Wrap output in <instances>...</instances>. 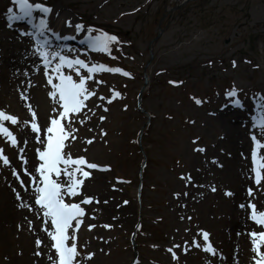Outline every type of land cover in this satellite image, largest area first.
Instances as JSON below:
<instances>
[{"label":"rangeland","instance_id":"rangeland-1","mask_svg":"<svg viewBox=\"0 0 264 264\" xmlns=\"http://www.w3.org/2000/svg\"><path fill=\"white\" fill-rule=\"evenodd\" d=\"M32 1L38 3L37 0ZM50 1L54 2L51 4L54 13L61 10L69 14L75 23H81L79 15L85 14L99 24H112L133 39L124 38L125 42H121L119 49L113 47L112 55L117 57L116 60L106 53L87 55L94 63L124 67L130 77H124L121 73L98 74L97 78L103 81L98 94L110 98L113 91H119L121 97L112 105H106L110 111L105 114L89 102L97 116L84 125H77L79 132L73 147L74 158L86 155L90 162L113 169L106 189L112 207L108 211H101L97 215L98 220L87 221L97 225L110 224L112 227L109 230L98 226L92 232L82 229L80 248L90 242L87 250L96 252L95 264H130L133 260L130 238L137 223L138 207L134 192L140 180V166L144 157L137 141L141 129L148 123L143 138L147 159L144 191L141 203H138L142 214V227L137 232L140 264H174L166 249L173 242L183 243L193 238L192 233L185 232L188 222L181 223L179 215H191L194 230L199 225L210 233L214 247L228 257L227 264H232L233 259L237 260V264H253L254 254L249 236H237V232H243L239 225L245 220L251 221L238 205L249 200L257 204L258 210H264V191L256 189L253 181L245 178L253 167L251 153L256 151L250 139V133L257 131L253 121L264 110L257 109L260 97L264 96V47L262 40L251 42L252 36L264 32V0H169V3L165 2L168 0ZM10 7L15 8L11 0H0V25L3 27L7 26V10ZM163 9L167 12L160 21L163 31L156 28L150 31L155 14ZM62 17L61 14L50 17V27L61 34H69L70 29L61 31ZM155 32L161 34L158 41L152 44L150 35ZM10 34L15 36L12 40L21 41L18 33L10 31ZM80 34L86 35L87 32ZM252 45L256 50L252 49ZM80 53L84 52L80 50ZM233 61L236 67H233ZM24 67L14 57L10 58L0 51V110L17 115L21 121L29 119V113L26 102L19 100L16 91L20 80L14 79L12 73ZM145 76L150 79V84L142 106L149 113V121L137 107ZM32 80L36 87L30 90L29 102L38 110V118L43 121L51 114V103L42 74L33 76ZM170 81L177 84H170ZM90 84L96 87L95 81ZM229 91H237L238 97L229 98ZM193 97L204 101L203 105L197 106ZM237 98L245 108L254 112L252 115L240 112L243 114L239 121L240 130L247 134L249 145V152L243 153L248 159H243L241 152H238L242 146L238 133L233 134L232 148L222 139L225 134L223 124L230 123L231 119L219 117V112L233 107V101ZM255 114L257 116L253 118ZM101 115L108 117L103 124L98 120ZM191 121H195V124ZM6 126L20 140L25 135H32L28 129H21L20 126L7 123ZM89 128L94 131H89ZM101 129L108 133L103 140L98 137ZM94 137L96 141L93 145L83 143ZM193 140H199L195 146L205 147L206 154L193 151ZM261 142L264 143V138H261ZM29 146L33 147L31 143ZM0 147L6 149V154L18 166L16 150L9 147L3 138H0ZM85 147L89 149L87 153L83 151ZM26 154L31 163L34 152ZM258 155L264 156V149ZM213 158L223 168L205 163ZM245 165L247 171L243 174ZM189 173L198 183L203 182L208 186L185 189L186 181H181L179 177ZM4 177H7V182ZM122 179L131 183H116ZM242 179L247 182L242 186V194L246 197V189L253 186L255 199L227 198L224 192L231 190L236 193ZM25 180L27 182V178ZM12 182L7 170L0 173V264H34L33 237L26 227L22 232L17 231L22 215L15 206L14 194L7 186ZM213 185L218 188L216 193L210 190ZM112 187L122 188L123 191H113ZM185 190L190 191V197L184 200L187 208L182 210L177 206L174 194ZM87 193L90 195L92 191L87 188ZM110 193L114 197L111 198ZM125 200L130 203L124 205ZM125 209L128 211H123ZM178 228L179 233L176 231ZM21 252L23 255H19ZM206 257L207 254L193 249L186 256L181 254L180 264H207L210 257Z\"/></svg>","mask_w":264,"mask_h":264},{"label":"snow or ice","instance_id":"snow-or-ice-1","mask_svg":"<svg viewBox=\"0 0 264 264\" xmlns=\"http://www.w3.org/2000/svg\"><path fill=\"white\" fill-rule=\"evenodd\" d=\"M11 4L15 8L10 7L7 10V27L12 29L17 22H24L32 30L18 32L21 42L24 39L34 40V46L26 50L24 58L26 66L23 70L15 69L12 73L14 79L20 80L16 91L19 100L26 102L29 119L21 121L17 115L10 114L7 110H0V138L16 150L18 162L17 166L6 154V149L0 147V173L7 170L11 175L13 182L7 183V186L14 194L15 206L22 215L21 222L17 224V231L22 232L26 227L33 237L34 264H95L96 252L87 250L90 242H86L83 248H80L79 237L82 229L88 232H92L98 226L111 229L110 224L97 225L87 222L98 220L95 214L98 209H95L94 205L101 203L108 205L110 201L105 199L101 202L96 195H89L86 181L92 182L93 170L110 173L111 167H102L97 162H90L86 155L74 158L73 147L78 140L79 132L77 125H84L96 117L97 112L94 108L108 113L110 109L106 105H112L117 98L121 97L119 91H113L110 98L99 95V85L103 81L97 78V74L121 73L124 77H130V73L122 72L119 67H105L104 64H96L91 59L81 58V55L87 57L88 53H80L79 49L72 47L55 45L53 38L57 42L74 41L78 34L87 32L79 43L86 45L90 52L106 53L113 60L117 59L112 55L113 46L119 49L121 41L116 35L104 31L94 35L96 29H86L84 24L73 23L71 20L62 21V26L70 29L72 34L61 35L50 27L49 18L53 15L59 17V13H54L52 7L34 3L32 0H11ZM37 13L41 14L39 18ZM232 63L233 67H236V62ZM41 74L51 103V114L43 121L38 118V110L29 102L30 90L36 87L32 77ZM91 81H95L96 87L90 84ZM169 83L177 84L175 81ZM228 97H238V92L229 91ZM193 100L197 106H202L204 103L199 98L193 97ZM89 102H92L94 108L90 107ZM233 106L244 107L238 98L233 101ZM257 109H264V96L260 97ZM209 115H215V113H209ZM107 118L105 115L99 116V123L103 124ZM6 123L28 129L32 135H25L20 140L10 127L6 126ZM191 123L195 124V121ZM253 124L257 131L250 133V139L254 142L256 151L251 153L253 167L245 178L251 179L256 189L264 191V156L258 155L260 150L264 149V143L261 142V138H264V110L259 112V118L254 119ZM88 130L94 131L92 128ZM107 135L108 133L103 129L98 133L101 140ZM95 141L96 137L86 139L83 143L90 146ZM30 143L33 147L29 146ZM192 144L198 145L199 140H193ZM83 151L87 153L89 149L85 147ZM193 151L203 155L206 154L207 149L195 146ZM28 152H34L37 161L35 165L30 163L26 154ZM241 157L248 159L243 152ZM205 163L223 168V165L215 158ZM197 171L201 170L197 169ZM4 179L7 182V177ZM179 179L186 181L185 189L207 187L205 184L198 183L190 173L181 175ZM116 183L130 184L131 181L117 180ZM210 190L216 193L218 188L213 185ZM113 191L122 192L123 189L113 188ZM224 195L227 198H233L236 194L228 190L224 192ZM189 197L188 190L174 194L177 206L182 210L187 208L184 200ZM246 197L255 199L256 192L253 186L246 189ZM129 203L128 200L124 201V205ZM238 207L259 230L237 232V236H249L252 244L251 251L254 254L253 264H264V251H262L264 249V210H258L257 204L249 200L240 203ZM178 220L181 223L188 222L185 232L192 233L193 238L183 243L173 242L172 246L166 249L174 264H180L181 254L186 256L193 249L200 250L210 257H206L207 264H227L228 257L214 247L210 233L199 225H196L195 230L193 229L191 215H179ZM137 227L139 230L142 226ZM176 231L179 233L180 229ZM100 251L102 252L103 249ZM132 264H140L139 258H134ZM232 264H237V260L233 259Z\"/></svg>","mask_w":264,"mask_h":264},{"label":"bare ground","instance_id":"bare-ground-1","mask_svg":"<svg viewBox=\"0 0 264 264\" xmlns=\"http://www.w3.org/2000/svg\"><path fill=\"white\" fill-rule=\"evenodd\" d=\"M60 14L63 16L62 20H71L73 23H75L69 14H65L64 12L59 10V15ZM10 31H11V29H9L8 27H3L0 25V41L2 44V46L0 47V51H4V55L7 53L10 56V58L14 57V59H16L17 62H19L23 66H26L25 62L23 60V56H24V54H26V50L29 49L30 47H33V46H31L29 40H23V42L12 40L15 36H13L11 34L8 35ZM13 33H16V29H13ZM70 34H72V33H70ZM84 37L85 36H82V38H84ZM9 40H10V42H9ZM224 110L225 111L219 112L220 113L219 117H227L231 120H230V123H224L223 124V130L225 132V134L223 136V142L227 143L228 147L232 148L231 139L233 137V134L238 133L240 136V140H241L240 143L242 145L241 150H238V152L239 153L240 152L248 153L249 152L248 151L249 145L247 142V134L244 133L242 130H240L241 123L239 121H240V118L243 117V114L240 112L247 113L248 115H252V114H254V112L251 111L250 108H240L237 110V108L234 106L233 107H227ZM254 117L255 116H253V118ZM248 139H249V136H248ZM31 162L33 165H35L37 163L36 159H33ZM246 171H247V169H246V165H245V170L243 171V174H245ZM93 175H95V177L93 178L92 182H88L87 186L89 187V189H91L93 191H99L100 195L102 197L101 202H103V200L107 199V195H109L108 193H106V189L108 188V186L110 184L109 180H111V178L110 177L108 178V175L101 174V173H93ZM246 183L247 182L245 179H242V181L239 182L238 188H237L236 193H235L236 194L235 200H246V197L242 194V186ZM202 184H204V183L202 182ZM128 194H131V192H128ZM110 196H111V198L114 197V195L111 193H110ZM108 200L110 201V198ZM111 207H112V203H109L108 205H104L103 203L99 204L100 212L103 210L108 211V210H110ZM123 211L127 212L128 209H125ZM129 212H131V211H129ZM137 212H138L137 213V216H138V214L140 213L139 208H138ZM234 212L237 213L239 211L235 210ZM137 221H139V220L137 219ZM253 227H254L253 224H251L247 220H245L244 222H242L239 225V228H244L243 229L244 231L249 229V228H253Z\"/></svg>","mask_w":264,"mask_h":264}]
</instances>
